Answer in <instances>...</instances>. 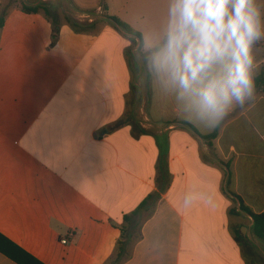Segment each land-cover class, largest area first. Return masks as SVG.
<instances>
[{"label": "crops", "instance_id": "crops-1", "mask_svg": "<svg viewBox=\"0 0 264 264\" xmlns=\"http://www.w3.org/2000/svg\"><path fill=\"white\" fill-rule=\"evenodd\" d=\"M60 1L0 0V246L42 264H106L134 212L119 264H264L241 210L264 213V84L210 145L201 135L213 130L169 96L154 105L147 53L106 18L119 17L106 0ZM0 264L17 263L0 250Z\"/></svg>", "mask_w": 264, "mask_h": 264}, {"label": "clouds", "instance_id": "clouds-1", "mask_svg": "<svg viewBox=\"0 0 264 264\" xmlns=\"http://www.w3.org/2000/svg\"><path fill=\"white\" fill-rule=\"evenodd\" d=\"M264 41L258 0H167L163 27L145 41L148 66L181 111L209 130L256 98L264 64L254 55ZM135 53V49H134ZM192 198H185V206Z\"/></svg>", "mask_w": 264, "mask_h": 264}, {"label": "trees", "instance_id": "trees-1", "mask_svg": "<svg viewBox=\"0 0 264 264\" xmlns=\"http://www.w3.org/2000/svg\"><path fill=\"white\" fill-rule=\"evenodd\" d=\"M21 8L23 11L28 12V13H43L46 17L50 19H51V16L53 15L50 8L44 5L43 3H39L37 5H30L27 3H22ZM106 18L110 20L114 25L118 23L121 26V28L128 33L127 35L130 36V39L135 44L137 43L136 39H139L140 44H139L138 50L139 51L142 50L144 42H143L142 34L139 31L133 29L129 24L123 22L119 17L115 15H106ZM52 22L54 21L52 20ZM68 22L71 24L72 28L76 32L79 31L80 29L87 30L89 27V24H82L71 18L68 19ZM2 23H3V18L0 17V27ZM57 31H58L57 27H54V35H57ZM255 83H256V86L258 87L264 84V74H261L260 76L256 77ZM181 124L184 126H188L197 132V130L191 123L187 121H181ZM217 132H218V128L216 127L211 133L201 135V136L204 139H206L208 143L211 145V140H213L216 137ZM241 210L249 214L253 218L254 234L258 238L264 239V213H259V214L253 213L244 205L241 206ZM231 212H234V210H232ZM133 215H134V212H132L129 215L124 216L125 224L121 227V237L116 242L115 249L113 253L111 254V256L108 258L106 264H119L125 258H128L129 256L128 248L130 244L129 232L134 228L133 218H132ZM235 238L238 242L242 241V236L239 234L238 231L236 232ZM9 244H10L9 247L11 246L12 249L10 248L5 249L0 246V250L4 252L8 257L12 258L17 264H42L37 259L29 255L28 253H26L25 251H23L22 249L14 245L13 243L9 242Z\"/></svg>", "mask_w": 264, "mask_h": 264}, {"label": "rangeland", "instance_id": "rangeland-1", "mask_svg": "<svg viewBox=\"0 0 264 264\" xmlns=\"http://www.w3.org/2000/svg\"><path fill=\"white\" fill-rule=\"evenodd\" d=\"M109 12L118 15L121 20L129 23L135 30H139L143 34L144 43L152 37V35L159 31L167 18V0H106ZM68 1L63 0L59 3L66 4ZM136 45L132 41V46ZM256 59L263 58L264 55V41L263 48L254 49ZM149 71L147 77V86L149 96L151 95V87L154 90V105H167V97L172 101L169 103L171 108L180 109L173 94L168 93L162 87L158 78L152 73L148 67L144 69ZM153 81V83L151 82ZM181 111V109H180ZM182 112V111H181ZM181 114H184L183 112ZM183 116V115H182Z\"/></svg>", "mask_w": 264, "mask_h": 264}, {"label": "water", "instance_id": "water-1", "mask_svg": "<svg viewBox=\"0 0 264 264\" xmlns=\"http://www.w3.org/2000/svg\"><path fill=\"white\" fill-rule=\"evenodd\" d=\"M115 25H116V26H117L122 32L128 34L126 31H124V30L121 28V26H120L118 23H116ZM137 41L139 42V39H137Z\"/></svg>", "mask_w": 264, "mask_h": 264}, {"label": "built area", "instance_id": "built-area-1", "mask_svg": "<svg viewBox=\"0 0 264 264\" xmlns=\"http://www.w3.org/2000/svg\"><path fill=\"white\" fill-rule=\"evenodd\" d=\"M42 1H45V0H42ZM67 241L66 240H62V243H66Z\"/></svg>", "mask_w": 264, "mask_h": 264}]
</instances>
